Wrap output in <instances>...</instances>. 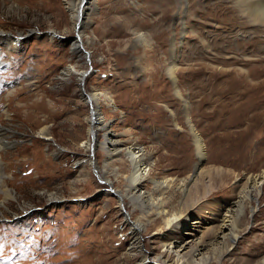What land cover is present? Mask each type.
Returning a JSON list of instances; mask_svg holds the SVG:
<instances>
[{
  "label": "rangeland",
  "instance_id": "obj_1",
  "mask_svg": "<svg viewBox=\"0 0 264 264\" xmlns=\"http://www.w3.org/2000/svg\"><path fill=\"white\" fill-rule=\"evenodd\" d=\"M65 4L0 0V122L17 139L0 151L15 195L1 208L0 264H155L156 254L169 252L172 261L199 240L208 251L217 245L212 230L229 202L249 174L264 168V29L234 17L228 0H89L81 27L85 58L70 52L75 29ZM6 33L20 34V45L11 47ZM231 54L243 58L240 74L226 63ZM69 64L85 77L61 80ZM94 90L114 105L98 101L109 125L94 131L97 145L90 149L82 140L89 137L91 105L81 94ZM190 124L206 153L192 181L197 157ZM43 125L50 139L38 135ZM108 132L123 148L118 154H107ZM137 144L150 165L141 189L154 200L161 196L168 213L187 217L165 231L164 214H151L140 247L124 213L145 219L144 213L128 200L119 206L99 180L108 177L112 189L124 191L131 172L125 150ZM152 178L169 184L155 190ZM257 196L244 201L238 240L208 264L264 257V184Z\"/></svg>",
  "mask_w": 264,
  "mask_h": 264
},
{
  "label": "bare ground",
  "instance_id": "obj_2",
  "mask_svg": "<svg viewBox=\"0 0 264 264\" xmlns=\"http://www.w3.org/2000/svg\"><path fill=\"white\" fill-rule=\"evenodd\" d=\"M64 1L66 3L65 5L67 9L69 10V15L73 19V23H74L73 28L75 29V39L72 40L69 39L71 43L69 46V49L71 50L70 52H74V53L82 52L83 53L82 55H84L85 58H88L89 54L84 46V41L82 38L84 32L82 31L81 27H82V18L84 17V11L89 6L88 5L89 0H76V1L64 0ZM228 2H229L228 6H235V8L237 9V10L235 9L236 11L234 10L235 11L234 17L242 16L244 18V20L242 19L244 25H248V26L257 25L260 26L261 27L260 29H262L263 31L264 0H228ZM243 32L247 33L248 34L247 36L251 34V32L247 30H243ZM53 35L54 32H52L51 30L50 37H53ZM235 35L237 34L235 33ZM252 35L255 36L257 35V33L253 31ZM140 36L142 35L140 34ZM241 36H243V33ZM72 37L73 36H70V38ZM5 38L11 39V47H16L20 45V34L17 35L12 34L9 36V33H6L3 36V39ZM261 41L264 42V39H262ZM227 57H228V61L226 60V63L230 64L231 66L229 69H231L232 72L240 74L242 69L239 67V64L241 63V60H243V58L238 57L237 54H231ZM175 69H176V63L170 62V64L167 66V73L174 82V84L176 78ZM71 73L78 74L79 80H82L86 75L85 70H76L72 64L71 65L69 64L62 68L61 73L59 74L60 75L59 78L61 80L67 79L71 76ZM176 92L177 94H179V91L177 89ZM82 93L83 94H81V97L84 99L85 102L91 105V114L87 116V119L89 121L87 133L89 134V137L88 139L85 138L84 140H82V143L85 144L86 147H89L90 149L91 148L94 149L95 146L97 145L94 131L96 129L98 130L104 129L109 125L108 121L104 122L103 116L99 112L98 101L101 99V97L107 99L111 105H114L113 103L114 101L111 98V96L107 94L105 91L94 90L91 92L85 91ZM190 127L193 134L194 143L196 146V157H197L194 164V168L188 176V179L192 181L196 179L195 177L198 175L202 162L206 157V153H205L204 142L202 141V137L200 136L199 132L194 128V126H192V124H190ZM9 132H12V130H10V126H7L6 124H4V122H0V151L6 149L8 145L17 142V139L15 138L12 139L9 138V136H7L8 134H10ZM37 132L39 136L45 139L51 138V136L49 135V127L46 125L41 126ZM110 135L111 134L108 132V135L106 137L108 138L106 139L108 145L109 146L111 145L110 147L107 148V152H108L107 154L110 155L118 154V152L123 148H119L116 141L113 138H111L112 136ZM125 154L131 164V172L127 175L128 184L124 189V191H119L117 188L112 189L110 187L112 180L109 179L108 177H104V176L99 177V180L107 185L108 188L105 189L106 192H111L115 194L118 200L117 202H119L118 204L119 206L123 207L124 201L128 200V202H130L133 208H138L144 213L145 219L139 217L132 219L129 213L127 212L124 213V222L125 224L128 225L129 233L133 239L132 242H136L135 245L139 246L141 232L145 224L147 225L150 221L152 222L151 214L157 216L164 214L165 225L163 228L165 229V231L170 229L174 224L180 225V223H184L185 222L184 219H186L187 217H185L184 214H182V212L168 213L167 210L163 207V200L160 198L161 196L156 200H154L150 195V193L148 192L146 193L145 190L141 189L140 185L145 180V178L147 177L146 175L150 171L149 162L142 156L143 148L138 144L135 146H127L125 150ZM1 156L2 155L0 154V158ZM107 160L105 159L103 169L101 171L102 174H104L107 171V166L109 164V161ZM94 166L96 167L95 164ZM1 168L2 167H0V213L2 212L1 208L5 205V203L9 201L11 198H13V196H15L8 187L7 180L4 177ZM168 180H169L168 178L165 179L152 178L151 181L153 182L154 189L158 190L164 186H167L169 184ZM181 183H183V180L181 181ZM263 184H264V168L260 172L251 173L246 177L244 185L238 191V195H236L237 197H234L229 202L228 206L222 213L221 218L219 219L218 225L216 226L215 229L213 228L214 230H212L214 236L216 235L219 239L217 241L216 246L211 247L208 251H201L202 248L208 243L204 240H199L198 242H196V244L190 246V248L186 249L185 251L175 252V256L172 258V261H170L171 256H169V252L165 254H161V253L156 254L155 256H153V260L155 261V264H208L210 263L211 259H215V258L219 259L223 253H226L229 250L230 246L234 242H236V240H238L240 236V233L242 231L240 228V221H241V216H243L242 213L245 209L244 201L245 200L256 201L258 197L257 195L260 192V187H262ZM183 189L184 191H186L187 187L183 186L182 190ZM55 197L56 196H54L53 193L50 192L49 199L54 200L56 199ZM254 209H255V205H252L251 212H253ZM162 234L166 235V232H162ZM172 243H173L172 240H167V241L164 240L163 246L170 247L172 246ZM170 249L171 248H168L167 251H170ZM195 254L199 255L198 258H195ZM254 264H264V257L258 259Z\"/></svg>",
  "mask_w": 264,
  "mask_h": 264
},
{
  "label": "water",
  "instance_id": "obj_3",
  "mask_svg": "<svg viewBox=\"0 0 264 264\" xmlns=\"http://www.w3.org/2000/svg\"><path fill=\"white\" fill-rule=\"evenodd\" d=\"M89 70H87V73H88ZM83 89V88H82ZM84 90V89H83Z\"/></svg>",
  "mask_w": 264,
  "mask_h": 264
}]
</instances>
